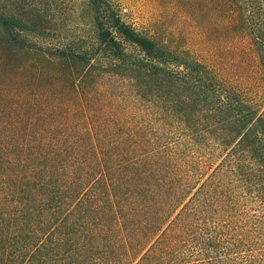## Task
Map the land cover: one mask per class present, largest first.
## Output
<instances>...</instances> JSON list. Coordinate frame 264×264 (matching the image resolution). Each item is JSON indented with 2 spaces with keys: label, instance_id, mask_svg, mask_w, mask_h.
<instances>
[{
  "label": "trees",
  "instance_id": "trees-1",
  "mask_svg": "<svg viewBox=\"0 0 264 264\" xmlns=\"http://www.w3.org/2000/svg\"><path fill=\"white\" fill-rule=\"evenodd\" d=\"M70 1L0 0V264H264L262 93L227 89L118 0H83L90 35L66 36ZM248 32L260 68L262 25ZM18 54L76 99L7 87Z\"/></svg>",
  "mask_w": 264,
  "mask_h": 264
},
{
  "label": "rangeland",
  "instance_id": "rangeland-1",
  "mask_svg": "<svg viewBox=\"0 0 264 264\" xmlns=\"http://www.w3.org/2000/svg\"><path fill=\"white\" fill-rule=\"evenodd\" d=\"M126 19L138 29L181 52H192L199 59L204 73L210 70L225 82L229 90H238L243 99H253L261 95L264 108V58L259 68L255 49L250 44L248 32L250 24L262 25L264 36V0H228L226 5L215 2L183 0L175 5L168 0H118ZM72 12L65 16L62 25L66 36L90 35V24L85 16L83 0H71ZM70 6V7H71ZM226 8L224 16L219 15ZM24 40L34 42L36 38L25 33ZM24 55L10 59L9 73L2 78L7 87L24 86L31 96L74 98L69 82L63 72L56 73L53 79L46 70H32L23 66ZM20 64L16 68V64ZM207 74V73H206ZM80 97L89 99V94H112L117 89L106 84L78 85Z\"/></svg>",
  "mask_w": 264,
  "mask_h": 264
}]
</instances>
